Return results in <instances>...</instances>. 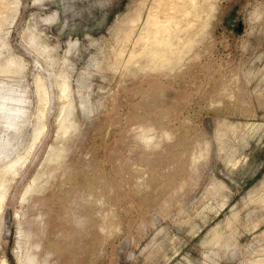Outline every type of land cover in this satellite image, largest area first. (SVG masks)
<instances>
[{
  "label": "rangeland",
  "instance_id": "1",
  "mask_svg": "<svg viewBox=\"0 0 264 264\" xmlns=\"http://www.w3.org/2000/svg\"><path fill=\"white\" fill-rule=\"evenodd\" d=\"M142 1L18 0L0 31L25 63L0 71V264H264V0H212L164 67L131 56Z\"/></svg>",
  "mask_w": 264,
  "mask_h": 264
},
{
  "label": "bare ground",
  "instance_id": "2",
  "mask_svg": "<svg viewBox=\"0 0 264 264\" xmlns=\"http://www.w3.org/2000/svg\"><path fill=\"white\" fill-rule=\"evenodd\" d=\"M148 1L149 0H143L141 3L142 5L138 7L137 13L125 23L126 37L132 40L133 38L131 39V37L138 28L139 23L144 20L143 16L147 10L145 22L136 40V47L131 52V56L135 57L137 55L149 54L151 60L153 59L152 61L158 60V63L154 62L155 66L174 63V61L180 60L183 53L192 47L196 37L203 32L208 18L205 17L204 12L212 8V0ZM18 4V0H0V31L9 18L12 17V13L16 12ZM1 39L2 35L0 34V40ZM5 45H7V42L4 39L3 43H0V49ZM24 68L25 63L12 55L4 64L0 63V71L8 74L22 73ZM68 87V83L64 82L62 85L63 95L67 94ZM38 88L41 100H47L45 83L41 79L38 82ZM15 101L16 100L12 96H0V110H6L7 113L11 115L18 114L19 108ZM17 117L18 116L13 119ZM41 131L42 126L38 128V134ZM16 162L17 161L12 162V164L4 167L1 175L3 179H1V181L6 178L7 174L12 172L11 170ZM0 183L4 186L5 181ZM5 194L4 191L0 192V207L2 206ZM34 262V258L32 259L30 257L28 258L27 264H34Z\"/></svg>",
  "mask_w": 264,
  "mask_h": 264
}]
</instances>
